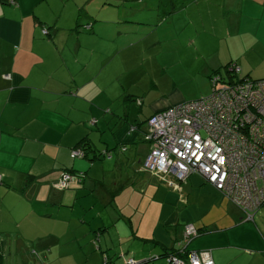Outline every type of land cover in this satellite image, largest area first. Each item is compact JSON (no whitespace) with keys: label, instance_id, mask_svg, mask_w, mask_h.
Wrapping results in <instances>:
<instances>
[{"label":"crops","instance_id":"obj_1","mask_svg":"<svg viewBox=\"0 0 264 264\" xmlns=\"http://www.w3.org/2000/svg\"><path fill=\"white\" fill-rule=\"evenodd\" d=\"M216 19L227 20L223 35L238 31L226 51L202 40L219 37L207 26ZM152 37L160 54L194 51L209 78L231 61L264 78L253 77L264 0H0V264H170L164 252L181 248L187 224L199 232L189 251L264 264L263 230L201 174L143 166L149 118L190 101L164 98L144 55L131 58ZM86 139L112 157L72 158ZM66 169L86 174L63 190Z\"/></svg>","mask_w":264,"mask_h":264},{"label":"built area","instance_id":"obj_2","mask_svg":"<svg viewBox=\"0 0 264 264\" xmlns=\"http://www.w3.org/2000/svg\"><path fill=\"white\" fill-rule=\"evenodd\" d=\"M42 32L47 34L48 28ZM226 70L227 75L221 70L211 75L209 95L171 105L149 118L144 138L150 152L143 166L154 173L173 170L180 179L199 173L238 205L247 220H254L264 206V78L242 76L236 61ZM71 156L84 158L85 152L73 148ZM84 175L63 172L55 185L67 189ZM198 234L187 224L181 248L167 255L170 264H216L211 250L187 249ZM139 263L133 257L125 261ZM103 264H112L111 259L105 256Z\"/></svg>","mask_w":264,"mask_h":264},{"label":"rangeland","instance_id":"obj_3","mask_svg":"<svg viewBox=\"0 0 264 264\" xmlns=\"http://www.w3.org/2000/svg\"><path fill=\"white\" fill-rule=\"evenodd\" d=\"M218 11V10H214ZM201 22V19H199ZM214 24L217 27L216 35L219 37H207L202 39L205 43H212L217 41L221 45V50L226 51L227 45L230 42V47L235 46L236 40L238 38V31H234L231 36L223 35L222 30L227 26V20H213L207 22V26ZM200 28L203 31V26ZM210 32V30H209ZM202 32V35H205ZM157 35V34H156ZM158 37L153 38L149 42L141 43L135 48L131 49L133 52L131 58H137V55H144V58L140 62H146L149 68V73L152 74V78L160 81L161 89L164 91V98H179L184 100H194L201 97H205L212 92V86L209 76L200 72L196 66L197 56L192 50H183L182 52L175 51L174 48H166L161 54L158 51ZM135 52V56H134ZM263 68L255 70L254 76L260 75L261 71L264 69V54H263ZM139 63V62H137ZM139 65V64H138ZM145 70V68H138V70ZM222 72L227 75L226 67H222ZM145 75V72H143ZM245 75L241 72V75ZM122 75L119 77V79ZM119 80L113 81V86L116 85ZM148 83L149 92H151V79L144 81V84ZM121 87V86H120ZM148 92V93H149ZM156 92V91H155ZM161 95V94H160ZM147 127V125H145ZM259 226L264 232V206L256 213L254 220H252ZM192 225V224H189ZM187 226V225H186ZM185 226V227H186Z\"/></svg>","mask_w":264,"mask_h":264},{"label":"trees","instance_id":"obj_4","mask_svg":"<svg viewBox=\"0 0 264 264\" xmlns=\"http://www.w3.org/2000/svg\"><path fill=\"white\" fill-rule=\"evenodd\" d=\"M8 2H10L11 4H14V3H15V0H8ZM253 79H254V78H253ZM257 79H259V78H257ZM96 122H97L96 120H93V122L91 121V122H90L91 126H94V125L96 124ZM77 147H81V148L84 150V152H85V157L88 156V153H89L90 151H93V153H94L93 158H94V159H102L103 157H104V158H108V157H107V153H108V152H111V157H112V155H113V154H112V151L109 150V149L95 150V149L92 148V146L90 145V140H89V139L82 140V142H80L77 146H75V148H77ZM122 147L125 148L124 146H122ZM111 157H110V158H111ZM63 172L75 173V174H77V175H79V176H82V174H86V173L83 172V171H77V170H74V169H66V170H64ZM63 172H61V176H62ZM61 176H60V177H61ZM79 176H78L75 180H78V181H81V182H82V180H84L85 175H84L83 178H79ZM60 177H59V179H60ZM59 179H58V180H59ZM58 180H57V181H58ZM57 181H56V183H57ZM174 252H178V251H177L175 248H172V249H170V250L164 252V255H165V257H167L168 254H172V253H174Z\"/></svg>","mask_w":264,"mask_h":264},{"label":"water","instance_id":"obj_5","mask_svg":"<svg viewBox=\"0 0 264 264\" xmlns=\"http://www.w3.org/2000/svg\"><path fill=\"white\" fill-rule=\"evenodd\" d=\"M149 261V260H148Z\"/></svg>","mask_w":264,"mask_h":264}]
</instances>
